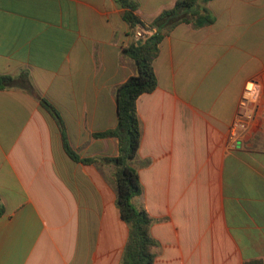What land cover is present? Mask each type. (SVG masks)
I'll list each match as a JSON object with an SVG mask.
<instances>
[{
	"label": "crops",
	"instance_id": "0c3cea01",
	"mask_svg": "<svg viewBox=\"0 0 264 264\" xmlns=\"http://www.w3.org/2000/svg\"><path fill=\"white\" fill-rule=\"evenodd\" d=\"M134 1L149 24L176 0ZM204 6L212 21L163 37L156 87L136 100L154 264H264V0ZM124 11L116 0H0V264L121 260L128 227L110 166L72 160L40 98L80 157L118 154L116 138L93 134L115 127L116 89L135 73ZM22 73L32 92L8 85Z\"/></svg>",
	"mask_w": 264,
	"mask_h": 264
},
{
	"label": "trees",
	"instance_id": "16d2710c",
	"mask_svg": "<svg viewBox=\"0 0 264 264\" xmlns=\"http://www.w3.org/2000/svg\"><path fill=\"white\" fill-rule=\"evenodd\" d=\"M125 8L123 18L134 33L141 25L151 29L152 33L137 43L127 45L125 54L132 60L135 73L129 76L116 89L117 123L114 128L94 133L95 137H114L118 141V154L113 157L97 159L80 157L68 143L63 121L55 107L45 98H40V105L55 119L61 132L65 153L74 161L82 163L108 164L116 190V206L121 219L128 227V235L119 264H154L155 249L158 241L150 233L151 217L145 210L141 197L143 193L138 170L133 161L138 156L141 128L136 112V100L142 93L155 89L156 78L153 71V59L157 56L159 43L163 37L178 23L192 22L201 26L212 21L204 6L209 0H176L171 8L163 10L149 24H144L133 13L136 8L134 0H116ZM10 86H16L32 92V85L26 73L6 77ZM98 166V165H97ZM4 212L0 203V215ZM256 264H259L258 262Z\"/></svg>",
	"mask_w": 264,
	"mask_h": 264
},
{
	"label": "built area",
	"instance_id": "2783aa9c",
	"mask_svg": "<svg viewBox=\"0 0 264 264\" xmlns=\"http://www.w3.org/2000/svg\"><path fill=\"white\" fill-rule=\"evenodd\" d=\"M152 33L151 29H144L142 27H138L134 33L135 40L141 41L145 39L147 36H149ZM253 87L250 84H247L245 86V89L243 91L239 106L241 107V110L245 107L246 103L249 101V99L252 96Z\"/></svg>",
	"mask_w": 264,
	"mask_h": 264
},
{
	"label": "water",
	"instance_id": "95a60500",
	"mask_svg": "<svg viewBox=\"0 0 264 264\" xmlns=\"http://www.w3.org/2000/svg\"><path fill=\"white\" fill-rule=\"evenodd\" d=\"M140 41H137V43H139Z\"/></svg>",
	"mask_w": 264,
	"mask_h": 264
}]
</instances>
